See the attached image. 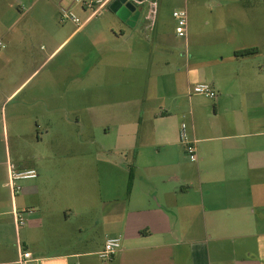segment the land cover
Wrapping results in <instances>:
<instances>
[{"label": "crops", "instance_id": "crops-1", "mask_svg": "<svg viewBox=\"0 0 264 264\" xmlns=\"http://www.w3.org/2000/svg\"><path fill=\"white\" fill-rule=\"evenodd\" d=\"M90 1L0 0L4 43L0 59L12 67L17 61L36 60V55L28 53L30 35L41 32L52 39V33L49 26L35 28L33 17L54 18L62 8L73 10L78 3L83 11L90 10ZM158 5V0H149L136 6L140 17L133 28L127 25L129 30L111 25L118 18L115 12L110 10L111 17L102 15L110 25L93 33L102 34L103 39L92 44L90 59L65 68L75 73L76 82L88 83L87 90L75 92L79 101L91 102L88 109L114 114L107 109L116 107L127 118L121 127L120 120L114 123L121 128L118 144L104 151V170L90 175L98 184L90 192V203L73 207L42 201L39 179L26 192L35 199L22 226L23 240L13 222L17 237L13 253L6 247L11 230L0 219V264H19L18 245L40 264H264V108L248 105L249 96H264V91L259 92L240 72L238 66L249 56H235L247 48L256 49L252 55H257L260 48L242 46L227 59L218 54L214 61L194 65L189 56L182 63L186 75L181 90L175 74L180 69L176 71L168 59L157 58L155 15L149 33L143 26L146 12L154 9L156 14ZM245 7L235 15L249 23L254 14ZM99 13L91 12L81 27L53 42L43 63L67 39L83 33ZM254 70L258 78L264 75L261 67ZM197 83H209L217 98L196 101V96H202L192 92ZM17 89L1 91L0 85V108ZM186 101L188 133L196 143V168L179 141L181 108ZM126 112L136 114L135 118L129 119ZM18 169L41 174L39 166ZM1 187H8L7 182ZM68 191L72 193V187ZM88 229L99 232L100 238L88 239L84 235ZM112 237H120L121 247L110 260L100 261L98 253Z\"/></svg>", "mask_w": 264, "mask_h": 264}, {"label": "rangeland", "instance_id": "rangeland-1", "mask_svg": "<svg viewBox=\"0 0 264 264\" xmlns=\"http://www.w3.org/2000/svg\"><path fill=\"white\" fill-rule=\"evenodd\" d=\"M158 2L154 14L159 33L156 42L160 44L157 58L168 59L176 71L180 69V72L175 73L178 75L176 83L179 89L184 90L186 70L182 63L189 59V56H192L191 63L194 65L208 60L214 61L218 54L227 59L233 56L234 49L242 46H257L260 48L259 54L245 58L243 65L238 67L250 84L256 86L259 92L264 91V75L258 78V74H254V69L259 70L260 67L264 69V0H158ZM246 5L254 14L249 23L235 15V12L246 8ZM27 8L24 6V10ZM67 8H62V12L68 11ZM181 10L187 12L186 38L176 35L175 20L172 17L174 11ZM70 11L80 22H84L92 12L91 9L83 11L79 3ZM105 13L107 17H111L109 6L96 15L97 19L86 24L83 33L67 39L45 63L44 56L49 53L52 43L62 41L76 29V25L68 20L62 22L61 15L54 18L49 15L44 18L33 17L35 28L40 25L49 26L52 33V39L41 32L30 35L31 45L28 47V53L36 55V60L29 64L17 61L12 67L0 59L1 91L9 90L11 87L18 88L6 105L0 108V219H3L11 230L10 236H6L9 253L17 249L12 212L13 210L23 212L22 215L26 219L30 212V203L35 199L34 196L26 194L28 187L40 179L42 201L52 204L63 202L73 207L90 203V192L98 186L90 175L92 172L104 170V151L118 144L120 127L124 118H127L122 114L124 111L119 113V108H106L115 112L109 114L88 109L87 106L91 105V102L85 97L79 101L75 95L77 89L87 90L88 83L76 82L75 73L65 71L66 67L75 68V63L83 61L87 63L90 59L92 44L98 38L103 39L102 34L93 33L98 28L110 25L107 18H101ZM113 21L111 25L114 24L115 28L129 30L118 18L115 17ZM147 23V19L144 18L143 26ZM1 43L4 44L0 39V45ZM0 51H3L1 46ZM194 99L199 103L211 101L203 96H196ZM222 99L224 106H228V98ZM248 100V105L264 108V96H249ZM187 101L186 104H182L183 120L180 123V125L185 123L186 126ZM126 114L131 120L136 116L127 112ZM119 120L120 127L114 124ZM106 126L110 131H105ZM130 131L133 132V129L130 128ZM186 157L196 168L197 163L187 155ZM7 162H11L17 168L34 165L39 166L41 170L38 179L17 183L21 189L14 198L9 187H1V184L8 181ZM60 187H65V190H59ZM71 187L72 193L68 191ZM76 221L79 219L75 218ZM19 229L23 240V227ZM84 235L93 240L100 238L99 232H90L89 229Z\"/></svg>", "mask_w": 264, "mask_h": 264}, {"label": "built area", "instance_id": "built-area-1", "mask_svg": "<svg viewBox=\"0 0 264 264\" xmlns=\"http://www.w3.org/2000/svg\"><path fill=\"white\" fill-rule=\"evenodd\" d=\"M109 0H91L89 3L93 14H97L102 10ZM134 5L139 6L144 3H149V0H128ZM152 6H154L153 3ZM154 9L146 12L145 19L148 23L144 25L145 31L149 33L152 30ZM172 17L175 20V33L178 37L184 38L187 35V12L186 10L174 11ZM60 20L65 22L66 20L72 22L76 27H81L83 22L75 16L70 10L61 13ZM192 92L197 95H202L208 99L214 100L217 98V92L209 83H197L193 86ZM179 141L184 147L185 154L192 161H197L196 156V143L190 138L188 128L185 123L179 126ZM8 181L7 186L10 188L12 196L21 189L17 184L19 181L32 180L37 177V171L35 169H18L11 162H7ZM23 212L13 210L12 216L16 229L25 225V218ZM121 239L120 237H112L105 240L102 249L98 253L99 259L102 261L110 260L113 255L120 249ZM19 250V264H40L38 259L33 258L30 251L23 248L22 245H18Z\"/></svg>", "mask_w": 264, "mask_h": 264}, {"label": "water", "instance_id": "water-1", "mask_svg": "<svg viewBox=\"0 0 264 264\" xmlns=\"http://www.w3.org/2000/svg\"><path fill=\"white\" fill-rule=\"evenodd\" d=\"M109 9L126 25L133 28L140 17V11L128 0H113Z\"/></svg>", "mask_w": 264, "mask_h": 264}, {"label": "trees", "instance_id": "trees-1", "mask_svg": "<svg viewBox=\"0 0 264 264\" xmlns=\"http://www.w3.org/2000/svg\"><path fill=\"white\" fill-rule=\"evenodd\" d=\"M255 50L256 49H254V48L242 49V50L236 51L235 56H237V57L250 56L255 52ZM129 186H130V179H129Z\"/></svg>", "mask_w": 264, "mask_h": 264}]
</instances>
